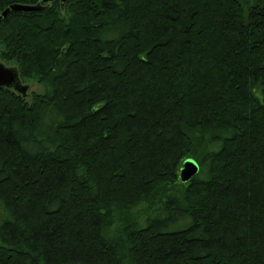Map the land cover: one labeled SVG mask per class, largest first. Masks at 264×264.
<instances>
[{
  "label": "trees",
  "instance_id": "obj_1",
  "mask_svg": "<svg viewBox=\"0 0 264 264\" xmlns=\"http://www.w3.org/2000/svg\"><path fill=\"white\" fill-rule=\"evenodd\" d=\"M16 3L0 264H264V0Z\"/></svg>",
  "mask_w": 264,
  "mask_h": 264
},
{
  "label": "water",
  "instance_id": "obj_2",
  "mask_svg": "<svg viewBox=\"0 0 264 264\" xmlns=\"http://www.w3.org/2000/svg\"><path fill=\"white\" fill-rule=\"evenodd\" d=\"M43 2H50L51 0H42ZM42 8L39 5L30 4H12L0 12V21L7 16L10 11H37ZM0 86L12 88L15 92L25 95L29 89L28 85L22 84L15 67L4 65L0 61ZM199 170V166L193 159L183 161L179 169V180L186 182L190 180Z\"/></svg>",
  "mask_w": 264,
  "mask_h": 264
},
{
  "label": "rangeland",
  "instance_id": "obj_3",
  "mask_svg": "<svg viewBox=\"0 0 264 264\" xmlns=\"http://www.w3.org/2000/svg\"><path fill=\"white\" fill-rule=\"evenodd\" d=\"M3 63V62H2ZM4 64V63H3ZM6 65V64H4ZM6 66H10V67H13L12 65H9L7 64ZM21 83L22 84H25V85H28L29 86V89L27 90L26 93H28L29 95L32 93V92H36V93H41L42 91V88H41V85L36 82L35 80H32L30 78H21ZM142 206H140L141 208Z\"/></svg>",
  "mask_w": 264,
  "mask_h": 264
}]
</instances>
